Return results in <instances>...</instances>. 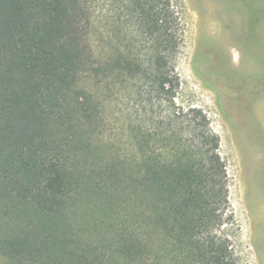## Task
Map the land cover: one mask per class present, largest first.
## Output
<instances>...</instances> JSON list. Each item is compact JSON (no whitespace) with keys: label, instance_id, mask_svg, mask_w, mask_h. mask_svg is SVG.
<instances>
[{"label":"trees","instance_id":"obj_1","mask_svg":"<svg viewBox=\"0 0 264 264\" xmlns=\"http://www.w3.org/2000/svg\"><path fill=\"white\" fill-rule=\"evenodd\" d=\"M103 1L108 9L0 0V255L10 264H236L217 233L228 205L219 137L201 111L170 105L180 13L171 0ZM248 57L253 68L224 70L207 50L192 65L236 123L234 103L264 93V57ZM114 74L151 82L169 111L160 125L131 126L129 152L110 161L98 146V90Z\"/></svg>","mask_w":264,"mask_h":264},{"label":"rangeland","instance_id":"obj_2","mask_svg":"<svg viewBox=\"0 0 264 264\" xmlns=\"http://www.w3.org/2000/svg\"><path fill=\"white\" fill-rule=\"evenodd\" d=\"M171 1L184 26L183 43L175 63L178 85L171 108L201 111L219 137V153L227 173L228 205L225 222L217 233L227 243L236 264H264V99L244 96L234 103L241 113L239 123L234 126L229 120L232 115L222 113L217 95L192 68L195 56L204 55L207 50L216 56V62L215 59L212 62L224 70L244 63L253 68L251 61H247L250 53L261 65L264 0ZM102 5H106L102 9H108L100 0L97 10ZM122 27L117 24L116 32ZM207 37L212 39L208 41ZM116 45H126L122 35L116 39ZM214 74L224 80L228 78L221 70ZM147 82L141 79L128 83L114 74L98 90L104 116L97 136L98 146L110 161H116L117 150L129 152L131 126L158 122L160 125L159 118L168 114L169 104ZM251 100L258 102L254 110L249 106ZM0 264L10 262L0 255Z\"/></svg>","mask_w":264,"mask_h":264},{"label":"flooded vegetation","instance_id":"obj_3","mask_svg":"<svg viewBox=\"0 0 264 264\" xmlns=\"http://www.w3.org/2000/svg\"><path fill=\"white\" fill-rule=\"evenodd\" d=\"M258 96H261V99L262 100L264 99V93L263 92H261L260 94H258ZM239 101H241V99H239ZM249 106H251V108H250L251 110H254L256 107H258V102L256 103L254 100H251V101H249ZM254 119L256 121L258 120L257 117H256V115H255V118ZM230 121H231L232 124H234V126H236L238 124V123H236L237 122L236 120H230Z\"/></svg>","mask_w":264,"mask_h":264}]
</instances>
